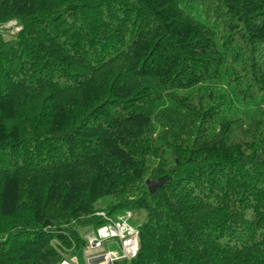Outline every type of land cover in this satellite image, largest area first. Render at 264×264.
Listing matches in <instances>:
<instances>
[{"label":"trees","instance_id":"obj_1","mask_svg":"<svg viewBox=\"0 0 264 264\" xmlns=\"http://www.w3.org/2000/svg\"><path fill=\"white\" fill-rule=\"evenodd\" d=\"M128 214L114 264H264V0H0V264Z\"/></svg>","mask_w":264,"mask_h":264},{"label":"built area","instance_id":"obj_2","mask_svg":"<svg viewBox=\"0 0 264 264\" xmlns=\"http://www.w3.org/2000/svg\"><path fill=\"white\" fill-rule=\"evenodd\" d=\"M8 24L11 26V29H15L16 33L20 30L15 21ZM101 215L107 220L103 213H101ZM116 221L117 222H114L113 220L108 221V223L99 228L100 230L98 229L99 231L97 235L92 233L93 236L88 238L87 251L91 256H94L91 257V259L97 257L101 248L104 247L105 243H109L108 241L111 239L119 240L123 247V254L121 256H117V254H114L113 252L105 253L107 254L104 256L106 260L105 264H114L117 260L131 259L136 255L138 251V231L128 224L126 217H123L122 219L120 218ZM95 260L96 259L93 261ZM63 264H66V262Z\"/></svg>","mask_w":264,"mask_h":264},{"label":"rangeland","instance_id":"obj_3","mask_svg":"<svg viewBox=\"0 0 264 264\" xmlns=\"http://www.w3.org/2000/svg\"><path fill=\"white\" fill-rule=\"evenodd\" d=\"M1 27L5 28L4 37L6 40H10L14 36V34H16L15 29L14 28L11 29V26H9V24L8 25L6 24V25L1 26ZM161 182L162 181H160V180L146 182L145 188L147 190L154 191V189L157 186H159L161 184ZM123 217L127 218L128 224L130 225V222H129L130 214H128L126 216L119 217V219L120 218L122 219ZM135 218L137 220H139L138 216H135ZM141 220H143V217H141ZM113 221L117 222L116 220H113ZM131 223L133 225H135V220L131 221ZM131 227H133V226H131ZM133 228L136 229L135 227H133ZM98 229L91 231L90 233L88 232V238L93 236L92 233H95L97 235L98 231L100 230V229L99 230ZM85 231L87 232L88 230H85ZM85 231H84V233H86ZM108 242L109 243H105L104 247L101 248V250L98 252V254H97L98 256L95 255L97 257H95L93 259H91V257H94V256L90 255V253L87 251V247H86V249L82 252V254H78V257L70 258V260H66L64 262H66V264H91L94 259L98 260V259L104 258V256L107 255L105 253H108V252H113L114 254H117V256H121L123 254V247H122V245L118 239H111ZM101 253H104V254H101ZM116 264H119V263H116Z\"/></svg>","mask_w":264,"mask_h":264},{"label":"water","instance_id":"obj_4","mask_svg":"<svg viewBox=\"0 0 264 264\" xmlns=\"http://www.w3.org/2000/svg\"><path fill=\"white\" fill-rule=\"evenodd\" d=\"M105 263H106V260L102 258V259L93 261L91 264H105Z\"/></svg>","mask_w":264,"mask_h":264},{"label":"bare ground","instance_id":"obj_5","mask_svg":"<svg viewBox=\"0 0 264 264\" xmlns=\"http://www.w3.org/2000/svg\"><path fill=\"white\" fill-rule=\"evenodd\" d=\"M195 4V3H194ZM105 258V257H104Z\"/></svg>","mask_w":264,"mask_h":264}]
</instances>
